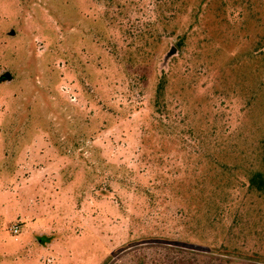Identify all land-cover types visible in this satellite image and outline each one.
I'll return each mask as SVG.
<instances>
[{
  "label": "rangeland",
  "instance_id": "374dc122",
  "mask_svg": "<svg viewBox=\"0 0 264 264\" xmlns=\"http://www.w3.org/2000/svg\"><path fill=\"white\" fill-rule=\"evenodd\" d=\"M256 174L264 0H0V264H264Z\"/></svg>",
  "mask_w": 264,
  "mask_h": 264
},
{
  "label": "trees",
  "instance_id": "16d2710c",
  "mask_svg": "<svg viewBox=\"0 0 264 264\" xmlns=\"http://www.w3.org/2000/svg\"><path fill=\"white\" fill-rule=\"evenodd\" d=\"M256 177H260V174H256V176H254L252 178L251 183L254 184L257 187L258 190H260V191L264 190V183H263V181L262 180L257 181L256 180ZM39 239H40V242L42 244H46L50 240V238H47L46 236H42Z\"/></svg>",
  "mask_w": 264,
  "mask_h": 264
},
{
  "label": "built area",
  "instance_id": "2783aa9c",
  "mask_svg": "<svg viewBox=\"0 0 264 264\" xmlns=\"http://www.w3.org/2000/svg\"><path fill=\"white\" fill-rule=\"evenodd\" d=\"M11 231L14 236H18V234L20 233L19 228L17 226H14Z\"/></svg>",
  "mask_w": 264,
  "mask_h": 264
},
{
  "label": "water",
  "instance_id": "95a60500",
  "mask_svg": "<svg viewBox=\"0 0 264 264\" xmlns=\"http://www.w3.org/2000/svg\"><path fill=\"white\" fill-rule=\"evenodd\" d=\"M173 53H174V49L171 50V54H173ZM171 54H170V55H171Z\"/></svg>",
  "mask_w": 264,
  "mask_h": 264
}]
</instances>
